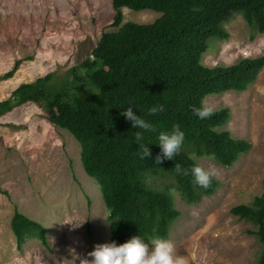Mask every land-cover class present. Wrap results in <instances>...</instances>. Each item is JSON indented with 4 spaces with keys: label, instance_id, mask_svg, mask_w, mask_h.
Returning a JSON list of instances; mask_svg holds the SVG:
<instances>
[{
    "label": "trees",
    "instance_id": "1",
    "mask_svg": "<svg viewBox=\"0 0 264 264\" xmlns=\"http://www.w3.org/2000/svg\"><path fill=\"white\" fill-rule=\"evenodd\" d=\"M111 6L117 30L102 34L90 56L70 68L59 85L52 83V75L19 85L0 102V118L32 103L45 112L48 122L69 132L80 145L82 168L98 185L107 210V243L120 245L138 235L147 245L156 238L168 239L181 215L171 195L148 188V176H172L181 200L196 205L214 195L221 184L212 178L211 187L203 189L191 174L178 175L174 166L190 170L198 165L195 158H211L218 166L230 168L251 148L248 141L221 131L230 121L228 108L204 120L192 109L204 107L207 96L242 93L256 81L264 56L215 67L204 66L202 57L211 39H229L224 25L236 16L263 35L264 0H111ZM120 8L150 10L161 16L151 24H122ZM20 62L0 81L12 78ZM160 104L165 106L164 113L148 114L149 108ZM130 106L156 131L133 128L121 115ZM175 125L184 132V143L173 160L163 159L158 136L171 133ZM136 131L142 133L141 141H136ZM141 145L150 150L148 158H140ZM157 155L162 157L160 164L155 163ZM261 184V195L250 205L230 211L256 228L249 232L261 245L256 264H264V176ZM10 227L18 251L29 239L48 249L46 229L39 223L15 212Z\"/></svg>",
    "mask_w": 264,
    "mask_h": 264
},
{
    "label": "rangeland",
    "instance_id": "2",
    "mask_svg": "<svg viewBox=\"0 0 264 264\" xmlns=\"http://www.w3.org/2000/svg\"><path fill=\"white\" fill-rule=\"evenodd\" d=\"M120 13L122 24H151L161 16L127 8ZM114 14L111 0H0V77L21 61L12 78L0 81V102L19 85L48 75L59 85L70 68L90 56L102 34L117 30ZM224 28L229 39L208 42L204 66H231L264 56V34L255 33L241 16ZM76 88L80 90V82ZM203 106L228 108L230 121L221 131L248 141L250 150L230 168L211 158H195L199 166L216 169L213 178L221 184L196 205L181 200L168 174L148 176L146 185L172 196L181 215L168 240L188 264H256L261 245L249 234L256 228L230 211L250 205L262 192L264 68L247 91L207 96ZM80 151L73 136L48 122L32 103L0 118V264H81L91 259L87 254L95 245L107 243V210L98 185L82 168ZM15 212L46 229L48 249L29 239L18 251L10 227Z\"/></svg>",
    "mask_w": 264,
    "mask_h": 264
},
{
    "label": "clouds",
    "instance_id": "3",
    "mask_svg": "<svg viewBox=\"0 0 264 264\" xmlns=\"http://www.w3.org/2000/svg\"><path fill=\"white\" fill-rule=\"evenodd\" d=\"M163 104L154 105L148 109L149 115L162 114L165 112ZM193 113L200 119H209L214 114V110L208 107L196 108L193 107ZM123 115L131 122L135 129L155 132L156 128L151 123L146 122L140 116L133 113V107H128L124 110ZM136 141L143 139L142 133L136 131L134 133ZM185 135L180 130L179 125H175L171 133L161 132L158 136L159 146L161 148L163 159L173 160L179 155L184 143ZM141 159L148 158L151 155L150 150L141 145ZM161 155H157L155 163L163 162ZM175 172L178 175L188 176L191 174L193 182L203 189L211 187L212 178L217 175V170L214 168L205 169L199 165L193 166L190 170L184 169L181 165L174 166ZM80 226V225H79ZM78 226V227H79ZM151 249L143 243V240L138 236H133L127 242L117 245L115 241L103 244H97L94 249L87 254L91 259L81 260V264H188L186 257L179 255L176 245L173 241L156 238L151 242Z\"/></svg>",
    "mask_w": 264,
    "mask_h": 264
}]
</instances>
